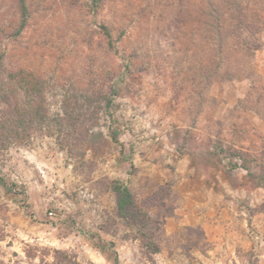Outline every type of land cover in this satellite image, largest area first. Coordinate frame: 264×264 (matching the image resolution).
<instances>
[{
    "label": "rangeland",
    "instance_id": "374dc122",
    "mask_svg": "<svg viewBox=\"0 0 264 264\" xmlns=\"http://www.w3.org/2000/svg\"><path fill=\"white\" fill-rule=\"evenodd\" d=\"M23 1L0 0V264H264V28L226 77L207 0Z\"/></svg>",
    "mask_w": 264,
    "mask_h": 264
},
{
    "label": "trees",
    "instance_id": "16d2710c",
    "mask_svg": "<svg viewBox=\"0 0 264 264\" xmlns=\"http://www.w3.org/2000/svg\"><path fill=\"white\" fill-rule=\"evenodd\" d=\"M206 5L214 12L210 10L207 15L211 19L204 15L200 17L199 25L201 29H206L207 34L199 39L200 48L202 51L212 53L209 65L213 74L238 77L242 72L251 69L253 56L260 49L256 41L257 35L264 28V0H207L206 4H201V7L207 8ZM22 6L26 12L23 0ZM104 28L105 33L111 36L109 29ZM201 65L205 66L204 61ZM0 90H2L1 87ZM4 96L10 108L9 115L13 116V120L19 122L25 111L30 114L32 121H40L42 124L47 121V111L43 112L41 108L34 105L36 100L33 96L30 99L29 108L25 110L18 104L14 106L8 97ZM0 129H4V124H0ZM232 166L238 165L234 163ZM114 190L118 194V211L122 218L129 224L141 222L142 226H146L147 221L139 217L142 212L137 208L130 187L116 184ZM152 246L153 252H157L159 247L155 243Z\"/></svg>",
    "mask_w": 264,
    "mask_h": 264
}]
</instances>
